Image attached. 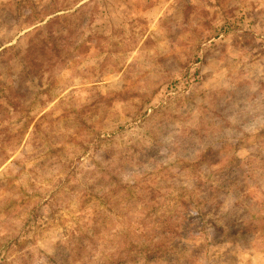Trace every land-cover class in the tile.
<instances>
[{"label":"rangeland","instance_id":"1","mask_svg":"<svg viewBox=\"0 0 264 264\" xmlns=\"http://www.w3.org/2000/svg\"><path fill=\"white\" fill-rule=\"evenodd\" d=\"M0 264H264V0H0Z\"/></svg>","mask_w":264,"mask_h":264},{"label":"trees","instance_id":"2","mask_svg":"<svg viewBox=\"0 0 264 264\" xmlns=\"http://www.w3.org/2000/svg\"><path fill=\"white\" fill-rule=\"evenodd\" d=\"M35 31L39 32L40 29H38V30L36 29ZM35 49H36V46H35V43H34L33 45L30 46V50H29L28 54L25 57L27 59V61H26L27 69H31L32 65L37 64L38 60L46 55V53H44V51H45L44 49L43 50L40 49L41 52L37 51L36 54H34L35 53V51H34ZM28 59H29V61H28ZM77 97H79V96H77ZM64 102L65 101H63V100L61 101L60 100L57 104L62 105ZM56 106L58 107V105H56ZM56 106L53 107V109L51 110L52 112L54 110H56L55 109V108H57ZM46 115L42 116L40 121H38V123L34 126V128L36 130L39 128V126L41 124L40 122L44 119V117ZM79 126L80 127H84V122L82 120H79ZM134 250H138L139 251V253H136L137 255L144 254L145 257H148L150 259L156 258V257H161V255H162V248H159L158 246L157 247H152L150 245L147 246V244L146 245H140V246L139 245H131L128 250H126V251L123 250V252H122L123 253L122 255L124 256L123 262H125V261L130 259V257L133 255L132 253H134L133 252Z\"/></svg>","mask_w":264,"mask_h":264}]
</instances>
